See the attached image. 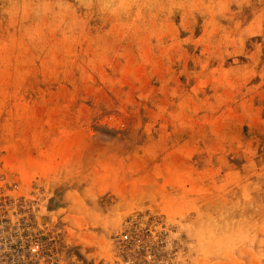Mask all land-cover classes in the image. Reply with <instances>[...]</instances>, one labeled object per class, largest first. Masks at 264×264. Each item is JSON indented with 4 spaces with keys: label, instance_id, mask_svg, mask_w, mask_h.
I'll return each instance as SVG.
<instances>
[{
    "label": "rangeland",
    "instance_id": "rangeland-1",
    "mask_svg": "<svg viewBox=\"0 0 264 264\" xmlns=\"http://www.w3.org/2000/svg\"><path fill=\"white\" fill-rule=\"evenodd\" d=\"M19 206L103 264H264V0H0Z\"/></svg>",
    "mask_w": 264,
    "mask_h": 264
},
{
    "label": "built area",
    "instance_id": "built-area-1",
    "mask_svg": "<svg viewBox=\"0 0 264 264\" xmlns=\"http://www.w3.org/2000/svg\"><path fill=\"white\" fill-rule=\"evenodd\" d=\"M24 214L22 206L13 217L3 215L0 208V264H103L66 246L59 231ZM121 240L131 237L124 233Z\"/></svg>",
    "mask_w": 264,
    "mask_h": 264
},
{
    "label": "bare ground",
    "instance_id": "bare-ground-1",
    "mask_svg": "<svg viewBox=\"0 0 264 264\" xmlns=\"http://www.w3.org/2000/svg\"><path fill=\"white\" fill-rule=\"evenodd\" d=\"M217 96H219V95H217ZM214 98V97H213ZM230 98V97H229ZM187 101V100H186ZM230 101V100H229ZM13 111V110H12ZM161 112V111H160ZM157 116V115H156ZM185 117V116H184ZM186 118V117H185ZM186 120V119H185ZM218 130V129H217ZM219 131V130H218ZM22 163V162H21ZM68 238L71 240H73V238H74V233H70L69 235H68ZM81 244H83L82 242H81ZM82 247L83 248H86L87 247V245H85V244H83L82 245Z\"/></svg>",
    "mask_w": 264,
    "mask_h": 264
}]
</instances>
